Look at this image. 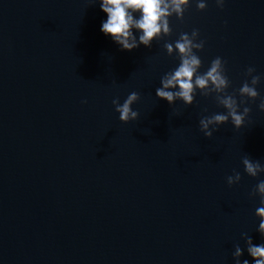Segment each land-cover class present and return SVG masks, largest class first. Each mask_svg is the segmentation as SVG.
I'll list each match as a JSON object with an SVG mask.
<instances>
[{"label":"water","instance_id":"water-1","mask_svg":"<svg viewBox=\"0 0 264 264\" xmlns=\"http://www.w3.org/2000/svg\"><path fill=\"white\" fill-rule=\"evenodd\" d=\"M206 2L128 52L100 31L99 0H0V264H235L236 245L252 264L264 172L242 161L264 165V0ZM193 29L200 71L221 57L227 93L251 109L240 129L200 131L226 111L221 93L197 90L191 106L156 96L179 62L165 45ZM249 67L255 101L238 95ZM133 91L139 117L124 124L112 101Z\"/></svg>","mask_w":264,"mask_h":264},{"label":"clouds","instance_id":"clouds-1","mask_svg":"<svg viewBox=\"0 0 264 264\" xmlns=\"http://www.w3.org/2000/svg\"><path fill=\"white\" fill-rule=\"evenodd\" d=\"M192 2L193 0H99L100 9L107 17L102 21L100 31L106 37H110L122 51L131 52L141 45L150 48L155 40L170 33L169 18L175 15L182 20L185 10ZM195 3L198 11L206 10V0H195ZM224 4L225 0H216L219 8L222 9ZM204 46L205 41L200 39L198 29H193L190 35L181 33L177 40L165 45L167 54L177 56L179 62L177 67L162 76L161 86L156 89V96L167 101L169 105L179 100L185 106H191L197 90L202 94L210 91L223 94L219 100L226 111L202 116L199 120L200 131L205 137L211 138L213 133L229 120L236 129L242 128L251 109L244 107L243 112L239 111L237 97L227 93L231 82L226 73V62L221 57L213 59L206 71H200L202 61L197 53L202 51ZM245 77L238 95L255 101L259 98L257 86L262 77L256 74L254 67L247 69ZM139 99V94L135 91L131 92L123 103L119 98L113 99L112 104L119 114L121 123L127 124L138 119L139 113L133 110V105ZM258 107L264 112V100H260ZM242 163L249 177L256 178L259 173L264 172V165L259 161L253 162L246 158ZM240 181L239 172L234 171L227 177V184L230 187ZM253 196L258 197L260 201L255 215L259 221L258 232L264 236V180H260L252 190L250 197ZM242 235L247 237L246 233ZM246 243L252 264H264V243H253L251 237H247ZM243 254L244 249L236 245L232 254L235 264H249L248 259L241 260Z\"/></svg>","mask_w":264,"mask_h":264}]
</instances>
